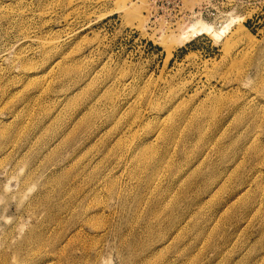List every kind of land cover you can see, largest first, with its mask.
Returning a JSON list of instances; mask_svg holds the SVG:
<instances>
[{"label": "rangeland", "instance_id": "374dc122", "mask_svg": "<svg viewBox=\"0 0 264 264\" xmlns=\"http://www.w3.org/2000/svg\"><path fill=\"white\" fill-rule=\"evenodd\" d=\"M143 10L0 0L6 264H72L78 243L43 252L63 198L88 264H264V0L227 4L221 21L204 19L217 31L231 21L225 32L188 40L181 29L198 19L155 38ZM56 36L54 52L38 45Z\"/></svg>", "mask_w": 264, "mask_h": 264}, {"label": "bare ground", "instance_id": "6f19581e", "mask_svg": "<svg viewBox=\"0 0 264 264\" xmlns=\"http://www.w3.org/2000/svg\"><path fill=\"white\" fill-rule=\"evenodd\" d=\"M21 2V1H20ZM8 5V4H7ZM21 5V4H20ZM3 7V6H2ZM21 7V6H20ZM7 9V8H6ZM20 9V8H19ZM3 10H4V8H3ZM2 10V11H3ZM1 11V12H2ZM6 11V10H5ZM10 11V10H9ZM7 13V12H6ZM7 15V14H6ZM23 15V14H22ZM4 16V15H3ZM233 19V18H232ZM18 23V22H17ZM229 24H231V21H227L226 22V25H225V27H223L224 28V30L222 31H217V29H215V28H213V26L212 25H210V24H208V23H206L204 20H202V19H198L197 21H195V22H193V23H187L186 25H184L183 27H182V29H181V37H182V39L183 40H188V37H197V36H199V35H201V34H203V33H205V32H208L209 30H211L212 31V33H214V34H217V35H220V34H222L223 32H225L228 28H229ZM222 28V27H221ZM77 32V31H76ZM28 33V32H27ZM27 35V34H26ZM67 37V36H66ZM235 37V36H234ZM25 38V37H24ZM61 37H52V39H50V40H48V41H44V40H42L41 39V37H40V41H37L38 42V45L43 49V50H46V51H44V52H50V50L51 51H53V50H57L58 49V46L61 44V39H60ZM231 38H232V40L234 39L232 36H231ZM231 38L229 39V40H227L226 42H225V44L224 45H228L229 47H231V43H232V41H231ZM236 38V37H235ZM34 39V38H33ZM46 39V38H45ZM38 40V39H37ZM182 40V41H183ZM27 41V40H26ZM64 42V41H63ZM234 43H235V40H234ZM63 44V43H62ZM230 44V45H229ZM233 45V44H232ZM228 46H227V49H228ZM61 47V46H60ZM54 52V51H53ZM45 54V53H44ZM59 55V54H58ZM64 60V59H63ZM59 63H60V61H57V62H55L54 64L57 66V65H59ZM75 64V63H74ZM70 65V64H69ZM30 66H32V65H30ZM66 67V66H65ZM64 67V68H65ZM28 68V67H27ZM33 68V67H32ZM52 68V67H51ZM50 68V69H51ZM54 68V67H53ZM52 68V69H53ZM67 69L69 68V67H66ZM74 68V67H73ZM81 68V67H80ZM63 69V68H62ZM72 69V68H71ZM27 70V69H26ZM54 70V69H53ZM59 70V69H58ZM30 71V70H29ZM64 72H66L65 70H63ZM69 70H67V72H68ZM70 71H72V70H70ZM69 71V72H70ZM75 72V71H74ZM76 73V72H75ZM80 74H82V73H80ZM87 75V74H86ZM49 76V75H48ZM66 76V75H65ZM80 76V75H79ZM82 76V75H81ZM36 79V78H35ZM22 80V79H21ZM91 80V79H90ZM88 83V82H87ZM44 84H45V82H44ZM48 84V83H47ZM41 85V84H40ZM26 86V85H25ZM89 86V85H88ZM44 87V86H43ZM91 88V87H90ZM105 89V88H104ZM46 91V90H45ZM254 91V90H253ZM256 91V90H255ZM47 92H48V90H47ZM250 92V91H249ZM93 93V92H92ZM256 93V92H255ZM43 94V93H42ZM251 94V93H250ZM34 95V94H33ZM39 95V94H38ZM249 95V94H248ZM71 96V95H70ZM96 96V95H95ZM105 96V95H104ZM254 96H256V95H254ZM243 97V96H242ZM251 97H253V96H251ZM36 98V97H35ZM77 98V97H76ZM257 98V97H256ZM37 99V98H36ZM99 99V98H98ZM117 99V98H116ZM119 99V98H118ZM251 99L252 98H248L247 99V101H246V103H243L244 105H246L247 103H249L250 101H251ZM76 100V99H75ZM156 100V99H155ZM242 100H244V99H242ZM37 101V100H36ZM96 101V100H95ZM114 102H115V100H113ZM112 101V102H113ZM69 102V101H68ZM160 102V101H159ZM135 103V102H134ZM133 103V104H134ZM157 104V103H156ZM114 105H115V108L117 109L118 108V106L116 107V104L114 103ZM91 107V106H90ZM111 107V106H110ZM129 108V107H128ZM177 109V108H176ZM47 111V110H46ZM66 111V110H65ZM135 112V111H134ZM116 113V112H115ZM122 113V112H121ZM129 113V112H128ZM127 114V113H126ZM129 115V114H128ZM135 116V118H137L138 116H140V115H138V114H135L134 115ZM143 116V115H142ZM168 116V115H167ZM164 117L163 119H161L158 123H157V125H158V128L160 129V128H163L162 127V124H163V121H165L166 122V120H168L169 118V116L168 117ZM186 116V115H185ZM118 118H120V117H118ZM140 118V117H139ZM143 118V117H142ZM182 118V117H181ZM131 119V118H130ZM138 119V118H137ZM186 119V118H185ZM184 119V120H185ZM142 120V119H141ZM140 120V121H141ZM139 121V122H140ZM90 122V121H89ZM168 122V121H167ZM166 122V123H167ZM170 122H172V121H170ZM142 123V122H141ZM173 123V122H172ZM52 124V123H51ZM171 124V123H170ZM87 125V124H86ZM93 125V124H92ZM169 125V124H168ZM176 125V124H175ZM178 125V124H177ZM172 126V125H171ZM87 127V126H86ZM89 127V126H88ZM168 127V126H167ZM174 127V126H173ZM177 127H180V126H177ZM176 127V128H177ZM158 129V130H159ZM179 129V128H178ZM90 130V129H89ZM169 130V129H168ZM177 130V129H176ZM87 131V130H86ZM91 131V130H90ZM160 131V130H159ZM172 132V131H171ZM164 133V132H163ZM174 133V132H173ZM165 135V134H164ZM166 135H168L169 136V134H166ZM177 135V134H176ZM171 136V135H170ZM168 138V137H167ZM170 138V137H169ZM233 139V138H232ZM170 140V139H169ZM255 142V141H254ZM33 145V144H32ZM141 145V144H140ZM125 147V146H124ZM137 148H139V146L137 147ZM205 148V147H204ZM140 150V149H139ZM259 150V149H258ZM141 151V150H140ZM169 151V150H168ZM142 152V151H141ZM144 152V151H143ZM188 153V152H187ZM242 155V154H241ZM58 158V157H57ZM186 158V157H185ZM221 160V159H220ZM134 161V160H133ZM157 173V172H156ZM178 174V173H177ZM234 174V173H233ZM156 176V175H155ZM150 182V181H149ZM248 182V181H247ZM66 186V185H65ZM70 186V185H69ZM88 188V187H87ZM62 189V191H63V188H61ZM61 189H58V190H61ZM58 190H57V193H58V199H60V198H63V196L65 195V192L67 193V191H65L66 189H64V192H58ZM92 190V189H91ZM56 192V191H55ZM81 193V192H80ZM91 193V192H90ZM70 194V193H69ZM72 194V193H71ZM114 194V193H113ZM54 195V194H53ZM71 196V195H70ZM119 195H117V197H118ZM67 197V196H66ZM77 197V196H76ZM85 197V196H84ZM78 198V197H77ZM64 199V198H63ZM62 199V200H63ZM73 199V198H72ZM85 199V198H84ZM61 200V201H62ZM66 200V199H65ZM79 200H82L81 198L79 199ZM60 201V203H59V205H57L54 209L55 210H57V213H55V214H53L52 216H51V219H50V225L53 227L52 228V238L51 239H49L47 242H46V244H45V247H44V251L43 252H45V255L46 256H53V254L54 253H56L57 251L59 252V251H61V250H63L68 244L69 245H73V242H75V243H78V249L76 248V251H73V252H71L70 253V258H71V260L70 261H72L71 263L72 264H75L76 262H78V264H88V259H89V257H88V255H87V253L89 252V250L90 249H88V248H90L89 246H88V244L85 242V241H83V239H81L82 237H78V234H81V230L83 229H81V228H79L80 226H78V227H76L75 226V224L73 225V229H71V228H69L68 226H66L65 224L66 223H64L65 221H64V219H63V217H61V213L63 212V211H66L67 209H68V207L66 206V204L64 205V204H62L63 202H61ZM77 202V201H76ZM109 202V201H108ZM79 203V202H78ZM108 204V203H107ZM105 205V204H104ZM112 205V204H111ZM73 206H74V204H73ZM84 207V206H83ZM100 207V206H99ZM106 207V206H105ZM76 209V208H75ZM75 209H74V207H72V209H70V207H69V216H73L74 215V213H75ZM81 209V208H80ZM87 209H89V208H87ZM91 209V208H90ZM137 210V209H136ZM86 211V213H84V211H83V213L84 214H87L88 212V210H85ZM83 214V215H84ZM64 215V214H63ZM62 215V216H63ZM79 215V214H78ZM83 215H81V216H83ZM118 215V214H117ZM86 216V215H85ZM85 216H84V218H85ZM89 216V215H88ZM76 217H79V216H76ZM102 217V216H101ZM83 218V217H82ZM77 219V218H76ZM87 220V219H86ZM84 221H85V219H84ZM84 221H83V223H84ZM137 221V220H136ZM88 222H90V221H88ZM86 223H87V221H86ZM79 224V223H78ZM96 229V228H95ZM77 235V237H75ZM123 235V234H122ZM3 238V237H2ZM1 241H6V240H1ZM23 241V240H22ZM32 241V240H31ZM10 242V241H9ZM17 242H18V240H17ZM1 247H0V264H6L7 262H8V260H7V258H8V255L9 254H7V252H6V247H8V246H6L5 245V243H2L1 242ZM10 244H12V243H10ZM38 245V244H37ZM43 247V246H42ZM88 247V248H87ZM9 248V247H8ZM59 248H62V249H59ZM95 248V247H94ZM124 249V248H123ZM43 250V249H42ZM31 251V250H30ZM38 251V250H37ZM36 251V252H37ZM65 251V250H64ZM77 251L79 252L78 254H76L77 253ZM35 252V251H34ZM62 252V251H61ZM14 253V252H13ZM39 253V252H38ZM37 253V254H38ZM65 253V252H64ZM105 253V252H104ZM58 254V253H57ZM20 255V254H19ZM33 255V254H32ZM56 255V254H55ZM62 255V254H61ZM86 255H87V257H86ZM21 256V255H20ZM23 256V255H22ZM36 256V255H35ZM43 256V255H42ZM45 256V257H46ZM59 256V255H58ZM90 256V255H89ZM16 257H18V256H16ZM90 257H92V256H90ZM151 257V256H150ZM50 258V257H49ZM16 259V258H15ZM154 259H156V258H154ZM48 260V259H47ZM153 261V260H152ZM17 262V261H16ZM34 262V261H33ZM46 262V261H45ZM52 262V261H51ZM91 262V261H90ZM92 262H93V260H92ZM11 263V262H10ZM9 263V264H10ZM18 263V262H17ZM22 263V262H21ZM49 263V262H48ZM148 263V262H147ZM19 264V263H18ZM57 264V263H56Z\"/></svg>", "mask_w": 264, "mask_h": 264}, {"label": "built area", "instance_id": "2783aa9c", "mask_svg": "<svg viewBox=\"0 0 264 264\" xmlns=\"http://www.w3.org/2000/svg\"><path fill=\"white\" fill-rule=\"evenodd\" d=\"M142 3L144 27L163 38L193 19L221 21L227 4L235 0H136ZM194 1V2H191ZM190 2V3H189ZM228 2V3H227ZM200 36V35H199Z\"/></svg>", "mask_w": 264, "mask_h": 264}]
</instances>
